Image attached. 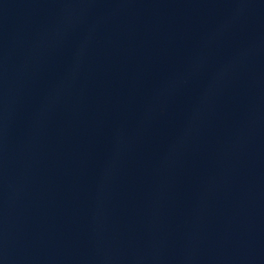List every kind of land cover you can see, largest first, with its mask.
<instances>
[{
    "label": "water",
    "instance_id": "water-1",
    "mask_svg": "<svg viewBox=\"0 0 264 264\" xmlns=\"http://www.w3.org/2000/svg\"><path fill=\"white\" fill-rule=\"evenodd\" d=\"M0 264H264V0H0Z\"/></svg>",
    "mask_w": 264,
    "mask_h": 264
}]
</instances>
